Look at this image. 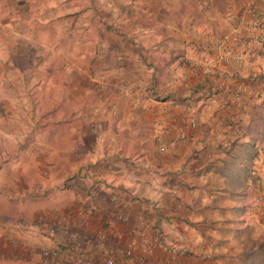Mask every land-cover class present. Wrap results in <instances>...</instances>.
<instances>
[{"label": "crops", "instance_id": "obj_1", "mask_svg": "<svg viewBox=\"0 0 264 264\" xmlns=\"http://www.w3.org/2000/svg\"><path fill=\"white\" fill-rule=\"evenodd\" d=\"M149 3L92 0L87 28L93 35L71 49L79 51L87 42L90 65L107 76L112 94L98 84L83 83L80 74L76 79L72 75L69 84L66 75L72 73L62 65L58 74L65 76L59 85L75 86L69 101L74 110L88 98L92 107L91 114L80 111L68 118L53 117L52 60L54 50L68 48L67 38L74 34L64 35V30L53 36L52 16L40 19L37 28L29 2L21 14L18 5L0 3V139L6 131L31 133L27 142L32 143L21 147L19 136L8 135L12 154L25 150L26 158H7L0 146V186L19 188L0 198V264H121L122 247L133 249L135 264H264V256L255 263L251 259L256 241L264 239L263 151L252 160L259 185L251 197L229 195L238 185L219 172L222 146L240 129L230 131L227 123L245 124L250 102L259 103L264 96V83L247 84L249 73L264 68V61L254 56L244 37L252 21L246 8L260 0H229L225 13L203 0L202 22H192L189 12L180 14L178 0ZM180 48L186 50L187 68L175 57ZM214 71L218 76L209 74L206 81L204 75ZM152 75L161 82L149 97L144 89ZM201 81L204 86L196 96L206 85L216 97L203 105L202 117L209 119L210 128L184 131L178 123L190 118L191 108L184 109L177 99ZM107 93L116 105L124 101L143 108L145 124L137 119L138 125L131 127L121 116L123 133H150L147 126L154 118L149 111L157 104L156 123L169 127V133H156L168 140L166 150L135 153L83 145L80 137L89 125L92 143L101 135L95 123L110 125V112L100 116L94 109L110 99ZM233 95L235 101L227 99ZM202 102L200 97L196 110ZM118 119L115 127L109 126L112 134L120 133ZM58 122L79 145H51L50 133ZM32 133H48L47 140H34ZM45 167L55 174L46 176ZM245 203L249 206L242 208Z\"/></svg>", "mask_w": 264, "mask_h": 264}, {"label": "rangeland", "instance_id": "obj_2", "mask_svg": "<svg viewBox=\"0 0 264 264\" xmlns=\"http://www.w3.org/2000/svg\"><path fill=\"white\" fill-rule=\"evenodd\" d=\"M6 2L13 3V5H18L20 8L19 10L20 14L21 12H25L27 10L25 3L29 2L30 7H34L35 9L34 11H35V19L37 20L36 21L37 28L40 27L39 26L40 24L38 23L40 19H43L44 17L52 16L51 17V20H52L51 31H52L53 36H55V34L60 35L61 32H63L64 30H65L64 35H69V32H72L74 34V39L67 38L66 45L68 46V48H65V49L63 48L62 51L54 50L53 52L52 68L55 74H53V78H52L53 86H52L51 92H52V97H53L52 102L55 105V107H53L52 113H53L54 118H59V117L63 118L67 116L69 117L73 113L80 112V111L84 112V114H91L90 112L92 111V107H91L89 98L84 100V103L82 105H78V108L74 110L75 109L74 102L71 104L69 101L74 99L75 97L73 96L75 93V90H74L75 86H69V84L72 82L71 81L72 78L76 79L78 78L76 77V75L78 74L79 76L80 74L81 75L80 78L83 83H87L88 85L98 84L99 85L98 88L100 87L99 89L101 91L108 90V93L110 92L112 94V91H109V88L106 87L108 83L107 76H105L101 72L95 71V69H92L90 65L89 58H88L89 57L88 54H90L89 52L90 49L87 45V42L84 43L87 46V48L85 45L83 48H79V46L82 45V41L83 42L87 41V39L93 35L91 34L92 30H89L87 28V23H88L87 21L92 20L90 13H89L92 0H0V3H6ZM149 2L150 0H148L147 7L150 6ZM153 3L154 2H152V4ZM152 10L153 9H151L149 12H152ZM9 12H15V11L10 10ZM29 12L30 14H32V10H29ZM12 14H15V13H12ZM20 14H19V17H21ZM151 17H155V16L151 15ZM76 20H77V23H76ZM56 27H58L59 31L56 29ZM73 44L79 45L78 46L79 49L77 48V50L79 51L75 50L73 52V50L71 49L73 47ZM76 45L75 47H77ZM61 53H63L64 56ZM62 65H65L67 67L68 69L67 72L69 71L70 73H72L71 75H66L67 77L66 79L69 83L67 87L64 85L61 86L62 84L59 85L60 78H64L65 76V74H58V70L60 69ZM83 68L84 70L85 69L86 70L83 72L81 71L77 72L79 71V69H83ZM104 88H107V89H104ZM69 93L71 94V97H69ZM87 93L88 95L91 93L90 88H88ZM108 93L107 95L110 97ZM132 106L133 105L127 106L124 101L117 102V105H116V103L111 102V97L110 99L107 98L106 100L102 101L99 106H95L94 108L95 112L99 111L100 116L102 113L110 112V116H111V121L109 122L110 125L105 124V122H102L101 120L97 121L99 123L97 122L95 123V128L98 127L101 133L99 139L98 140L95 139L97 141L95 143H92L93 142V138L91 137L92 130L89 125V130L86 133H84L85 136L81 134V137H80L81 140H83V145H89L90 147H93V148L94 147L104 148L107 146L108 147L117 146V147H121L126 150L128 149L133 150L135 151V153L140 150L148 151L149 149H152V148H155L156 150L158 149L160 151L166 150L168 140H166V138L161 136L160 134H156V133H169V129H168L169 127H168V124L166 123L164 125H161V123L160 124L156 123L155 119L157 117L155 118V112H156L157 104L153 107H150L152 110L149 111V113H151V117L154 118V120H152L151 130L146 138L137 136L136 134H132V133H123L124 124L126 122L123 121L121 116L123 115L124 119L126 118V120H130L133 115L132 110L137 106V104L134 105L133 107ZM118 111L121 114L120 116H117ZM118 117L120 119V120L118 119L120 121V127H119L120 133H118L117 135V134L110 133L112 129L111 128L109 129V126L115 127V125H117V122H115L114 119ZM54 123L55 121H53V124ZM178 124H181L182 129L183 127H185L184 131L185 130L187 131V129L191 131H197V127L192 129L191 127L187 125V119L181 120V122H179ZM4 126L7 127L6 122H4ZM58 126H59V122L53 126L52 133H50V135L52 136L50 138L52 146H58L61 143H63V146L68 145L70 147H76L77 145H79L77 142V139L73 137L67 138L66 135H68L69 133H65V131L61 130V128L59 129ZM182 129L180 130V132L184 133ZM6 132L7 133L2 134V137L0 139V146L4 148L5 152H8L5 157L12 158L15 156H19V157L26 158L27 154L25 153V150L24 151L20 150L19 154L17 155L12 154V151H14L13 144L11 142L12 141L11 138H9L8 135H13L16 138H18L19 136L20 140L17 144H19L21 147L24 146L25 148H27L26 146L32 145V143L27 142L31 133H9V131H6ZM36 135H37V138H36ZM47 135L48 133L47 134L32 133V137L36 138V139L34 138V140L38 139L39 141L47 140ZM77 138L79 139V136ZM17 144H14V145H17ZM34 145L36 146L37 144L34 143ZM40 155L42 156V154ZM51 155L53 156L54 153H52ZM54 170L55 169L50 170L46 168L43 173L46 176H50V175H53V173L55 174L56 171L54 172ZM6 185L7 184H5L4 186H0V198L1 199L5 197V196L4 197L2 196L3 194H7V195L15 194L19 190V188L15 187L14 185L12 186H8V185L6 186ZM2 206H4V204L0 202V208H2Z\"/></svg>", "mask_w": 264, "mask_h": 264}, {"label": "trees", "instance_id": "obj_3", "mask_svg": "<svg viewBox=\"0 0 264 264\" xmlns=\"http://www.w3.org/2000/svg\"><path fill=\"white\" fill-rule=\"evenodd\" d=\"M203 0H178L179 9L178 12L180 14H185L189 12V16L192 22H202L205 19V13L202 7ZM210 5L216 7L222 13L228 11L229 8V0H208ZM250 5V6H249ZM246 12L250 15L252 21L248 27V32L245 34V38L247 44H252V52L255 54L254 56H258L261 60L264 61V0H260L259 5H255L250 3ZM250 10L249 9H252ZM234 36L238 38H242V33H236ZM204 50V48H201ZM186 50L184 48H180L176 53L175 57L179 58L178 64L183 67L189 66V61L186 58ZM255 58V57H254ZM252 60H254L252 58ZM195 66V65H194ZM251 72V71H250ZM218 76L217 73H206L204 78L208 81L207 75ZM238 75V72H235ZM159 76L152 75L149 80L145 84V96L156 95V82H161ZM257 83H264V68L260 69L256 72V74L249 73V77L247 79V84L250 87H254ZM200 86H204V81L197 83L190 94L185 97H181L177 99V102L183 105L184 109L189 110L188 108L196 105L200 97L196 96V91L199 90ZM206 86V85H205ZM106 87H109V83H107ZM236 98V96L233 95ZM203 103V104H202ZM198 107L196 112L193 114L192 118L197 122V130H201L207 132L210 128L209 119H203L205 107L203 105L209 104L211 102L203 101ZM249 111H247V121L245 124L241 126H237L234 122L229 121L227 123L228 130H235L237 133H232L234 137L229 140L224 146H222L224 154L221 159L223 161V165L221 166L219 172L222 176H226V178L230 179L232 184L238 185L237 187H231L229 195H242L239 197L241 199H245L247 197H251L255 192L256 188L259 185V175L255 173L252 168V160L253 157L258 153L259 149L263 151L264 154V96L260 98L259 103L250 102ZM132 118L129 120V125L131 127L138 125L137 119H139L143 124V108L141 106H136L132 110ZM139 114L141 118H135V115ZM120 112L118 111L117 116H120ZM119 118V117H118ZM189 119V118H188ZM152 123L148 124V128H151ZM137 136H148L149 133H132ZM244 136H249V139L243 140ZM201 170L198 171V175ZM247 196V197H245ZM249 206L245 203L242 208H246ZM257 247L254 249L256 252L253 253L252 260L255 263L259 256H264V239L256 241ZM134 253V251H133ZM116 254V253H115ZM120 259L125 258V254L120 251ZM248 264V263H246ZM249 264H251L249 262Z\"/></svg>", "mask_w": 264, "mask_h": 264}, {"label": "built area", "instance_id": "obj_4", "mask_svg": "<svg viewBox=\"0 0 264 264\" xmlns=\"http://www.w3.org/2000/svg\"><path fill=\"white\" fill-rule=\"evenodd\" d=\"M250 10H253V8L249 9V11ZM200 97L203 99V101L206 100L207 102H213L216 99L213 88L208 87V86L207 87L205 86L202 88V90L200 92ZM227 99L230 101H235V97H233V96H227ZM195 110L196 109L194 106L191 107V109L189 110L190 118L187 120V125L189 127H191L192 129L197 127V122L192 118ZM101 250L106 251L103 247H101ZM121 253L126 255L124 259H121L122 260L121 264H135L134 253H133V249L131 247H122Z\"/></svg>", "mask_w": 264, "mask_h": 264}]
</instances>
